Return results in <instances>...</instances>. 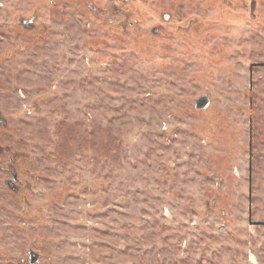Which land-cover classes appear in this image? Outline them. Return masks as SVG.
Instances as JSON below:
<instances>
[{
	"label": "rangeland",
	"instance_id": "374dc122",
	"mask_svg": "<svg viewBox=\"0 0 264 264\" xmlns=\"http://www.w3.org/2000/svg\"><path fill=\"white\" fill-rule=\"evenodd\" d=\"M0 117V264H264V0H0Z\"/></svg>",
	"mask_w": 264,
	"mask_h": 264
},
{
	"label": "flooded vegetation",
	"instance_id": "af4514ba",
	"mask_svg": "<svg viewBox=\"0 0 264 264\" xmlns=\"http://www.w3.org/2000/svg\"><path fill=\"white\" fill-rule=\"evenodd\" d=\"M169 17H170V15L169 14H163L162 15V18L164 19V20H168L169 19ZM30 19V18H29ZM29 19H21L20 20V23H21V25L22 26H26V27H30V25H32L33 24V22H27ZM158 31H159V29H155L154 31H153V33H158ZM0 121H2V118L0 117ZM12 178H13V180L11 181H8V185H9V187H11L12 188V190H17V187H16V185H15V183L17 182V173L16 172H13V174H12ZM33 252V253H32ZM38 255L37 257V260H33V257H35L36 256V254ZM27 254H28V264H37L38 262H39V260H40V258H41V254L38 252V251H36V250H34L33 248H28V250H27Z\"/></svg>",
	"mask_w": 264,
	"mask_h": 264
},
{
	"label": "water",
	"instance_id": "95a60500",
	"mask_svg": "<svg viewBox=\"0 0 264 264\" xmlns=\"http://www.w3.org/2000/svg\"><path fill=\"white\" fill-rule=\"evenodd\" d=\"M35 20V16L31 17L27 22H34ZM210 106V93L206 92L202 95H200L199 97H197L194 100V107L197 110H205ZM222 231H225L226 229L224 227H221ZM33 253V252H32ZM36 254V253H35ZM38 255L36 254L35 257H33V260H37Z\"/></svg>",
	"mask_w": 264,
	"mask_h": 264
}]
</instances>
